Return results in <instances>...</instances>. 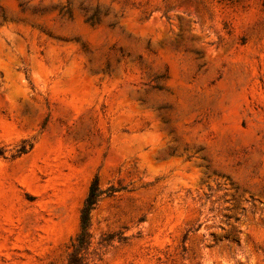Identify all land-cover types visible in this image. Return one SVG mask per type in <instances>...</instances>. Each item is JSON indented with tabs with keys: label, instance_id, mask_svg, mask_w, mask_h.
Here are the masks:
<instances>
[{
	"label": "rangeland",
	"instance_id": "rangeland-1",
	"mask_svg": "<svg viewBox=\"0 0 264 264\" xmlns=\"http://www.w3.org/2000/svg\"><path fill=\"white\" fill-rule=\"evenodd\" d=\"M264 264V0H0V264Z\"/></svg>",
	"mask_w": 264,
	"mask_h": 264
},
{
	"label": "trees",
	"instance_id": "trees-1",
	"mask_svg": "<svg viewBox=\"0 0 264 264\" xmlns=\"http://www.w3.org/2000/svg\"><path fill=\"white\" fill-rule=\"evenodd\" d=\"M113 189L102 191L99 187V180L95 178L91 184L88 197L81 211V230L73 245V253L70 255L68 264H87L85 254L91 244V213L95 209L99 199L104 195H112Z\"/></svg>",
	"mask_w": 264,
	"mask_h": 264
}]
</instances>
